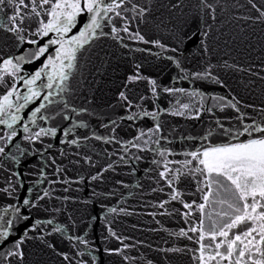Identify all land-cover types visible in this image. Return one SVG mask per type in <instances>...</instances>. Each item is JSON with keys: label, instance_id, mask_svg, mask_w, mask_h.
Listing matches in <instances>:
<instances>
[{"label": "snow or ice", "instance_id": "obj_1", "mask_svg": "<svg viewBox=\"0 0 264 264\" xmlns=\"http://www.w3.org/2000/svg\"><path fill=\"white\" fill-rule=\"evenodd\" d=\"M247 3L255 15H245L239 19L264 24V2L247 0ZM236 6L243 9L245 4L237 0ZM181 7L182 0L158 4L153 3V0H0V126H3L0 127V173L5 174L4 184L7 185L0 188V195L14 201L0 208V264H47L44 256L48 252L60 257L63 264H103L101 255L118 257L119 264H157L155 259L147 256L129 254V250L135 249L137 245L124 243L129 238L117 234L108 221V213L133 214L126 208L103 205L106 212L92 215L84 211L80 215L81 203L87 207L90 201L116 196L115 188L108 191L93 188L90 198L81 201L79 196L55 197L53 188L42 187L46 183H56L55 180H48L50 174L47 167L54 166L58 174L65 172V169L56 166L55 156L49 151L52 145L49 143L45 146V140L57 137L58 133L66 138L61 143L71 145L83 143L86 146L91 139L107 142L117 140L119 125L111 117H107V124L98 120L106 130L111 126L110 135L101 136L92 131L91 135L80 134L67 139L78 128H89L85 116L96 115L92 108L93 101L85 97L87 107L75 103L76 88L73 81L81 73L85 53L101 39L111 38L124 48L129 47L123 43L125 39L142 41L156 46L161 52L170 50L177 53L186 50L187 45L195 44L198 52L206 54L212 26L207 23L203 13L207 10L209 18L215 21L216 5L208 0H200L199 12L196 14L190 17L172 14ZM162 9H168V14L165 15ZM123 33H127V37ZM138 51L151 54V48ZM168 59L179 69V79L187 80L191 76L196 80H212L224 85L219 76H213L215 66L210 62L200 71H190L183 67L180 58ZM37 61L40 62L39 66L34 67ZM224 67H236L244 71L227 62ZM141 71V64H136L133 74L126 77L125 89L143 80L155 97H159L161 92L173 95L181 93L188 102L182 103L178 99L170 108L141 110L132 113L127 119L136 120L144 116L157 121L161 112L167 113L173 109L174 114L179 116L185 115L180 109H191L196 117L201 113L215 115L216 110L224 112L227 109L234 113L232 116L217 117L214 126L210 124L199 136L200 143L184 151L186 158L182 161L167 159L173 153V149L168 146L172 141L163 135V124L159 121L146 131L140 130L131 140L124 141V144L131 145L138 152L147 150L157 154L151 160L152 167L146 170V174L155 184L168 188L169 199L160 200L158 204L164 209V214L172 215L165 208L170 201L183 205L186 211H173L184 218L196 213L195 225L187 229L180 228L169 235L183 236L191 241L193 237L189 232L194 233L198 236V247L189 249L185 245L182 248H158L156 251L165 253L159 264H171L167 253L190 255L195 264H264V102L259 107L255 103L241 105L234 96L230 99L224 95L209 96L200 88L162 86L157 79L141 75ZM255 75L259 76V73ZM22 88L26 90L21 92ZM118 96L129 110L141 107L134 104V99L145 100L144 95L130 98L125 90L119 91ZM242 107L253 111L242 110ZM120 119L124 120L125 117L121 116ZM68 121L71 123L63 126ZM145 136L147 139L140 143ZM216 137H219V142L212 143V138ZM179 138L182 141L197 139L183 135ZM161 140L167 143L161 145ZM123 152L127 154L128 148H123ZM60 154L64 155L63 152ZM36 155H39L41 162L47 160L48 163L29 171L43 179L32 181L26 194L21 197L20 189L24 187L26 173L17 166L25 164L29 156ZM116 155L123 164L143 159L139 154ZM83 159L92 163L91 156L85 155ZM170 164L172 167H169ZM107 170H114L113 163H108L106 168L97 170L94 175L89 174L88 179L103 183V171ZM136 171L135 167L131 168L132 173ZM77 181L87 183L84 175H78ZM186 182L194 184L199 203L196 199L185 201L186 189L183 186ZM64 183L70 184L71 180H65ZM114 183L129 187L123 180ZM159 190L164 191V187L161 186ZM64 191L67 192L68 188ZM76 191L81 189L77 188ZM128 195L132 196L133 192L129 191ZM54 199L60 201V207L49 205L48 202ZM120 199H124L123 194H120ZM208 207H211V211L206 212ZM33 210L43 211L51 218H35ZM57 215L65 216L66 222H58ZM97 220L105 222V230L110 237L120 242V246L104 247L101 254V249L89 239L87 231L81 230L80 234H74L73 230L78 229L80 224L88 229L93 226L89 221ZM21 222H25L22 234L9 239ZM49 228L50 231L45 230ZM56 237L66 239L70 247L66 251L58 250L57 244L53 242ZM104 239L107 241L109 237ZM33 240L39 242V247L29 251L28 243ZM138 243L142 244L143 241Z\"/></svg>", "mask_w": 264, "mask_h": 264}, {"label": "water", "instance_id": "obj_2", "mask_svg": "<svg viewBox=\"0 0 264 264\" xmlns=\"http://www.w3.org/2000/svg\"><path fill=\"white\" fill-rule=\"evenodd\" d=\"M141 2H145V0H141ZM161 2L167 3L168 0H153L155 4ZM208 2L216 5V20H211L209 18L210 13L205 10L203 13L204 18L212 26V31L207 40L209 51L206 54L198 52L195 44L187 45L186 50L178 53L170 50L161 52L154 45H147L142 41H130L127 39L123 43L129 47L124 48L120 42L113 41L111 38H104L94 43L91 49L85 53V56L82 58L81 73L77 75V80L73 81V86L76 88L74 100L76 104H84L86 107L88 105L85 103V97L93 101L92 108L95 110L96 115L92 117L85 116L84 118L89 124V128H78L77 132L70 134L67 139L73 138L74 135H91L92 131H95L97 135L108 136L111 134V126H109V130H106L100 126L98 120L103 124H107V117H111L119 125L116 141L107 142L91 139L86 146L83 143L71 145L61 143V141L66 139L62 133H58L57 137L45 140V146L49 143L52 145L49 151L55 156L56 166L62 167L65 169V172L64 174H58L55 173L54 166L47 167V172L50 174L48 175V180H55L56 183L52 185L46 183L42 187L53 188L55 197L64 195L79 196L81 201L90 198L93 188H96L97 191H108L115 188L117 191L116 196L90 201L87 207L81 203L79 205L81 208L80 215L84 211H89L92 215H96L98 212H106L107 209L103 205L116 207L117 209L121 207L126 208L133 214L108 213V221L117 234L129 238L124 240V243L137 245L135 249L129 250V254L132 256H147L150 259H155L157 264H159L165 255L164 252L156 251L158 248H182L185 245L189 249L198 247L196 243L198 236L194 233L189 232V235L193 237L191 241L183 236L169 235L171 232H178L180 228L187 229L195 225L196 213L193 212L191 217L184 218L173 211V209L179 210L180 213L186 211L183 205L176 201H170L165 205V208L172 215L164 214V209L158 207V204L160 200L169 199L167 195L168 188L166 185L155 184L149 178V175L146 174V170L152 167L151 160L157 154L147 150L138 152L131 145L124 144V141L131 140L133 136L138 135L140 130L146 131L148 127H152L155 122L159 121L163 124V135H167L169 140L172 141L168 146L173 149V153L167 159L182 161L186 158L183 155L184 151L191 150L193 144L200 143L199 136L203 134V131L210 124L214 126V121L217 117L232 116L234 113L232 110L227 109L224 112L216 110L215 115L201 113L199 117H196L192 114L191 109H180V111L185 112V115L179 116L174 114L175 109H173L171 112H161L160 116L157 117V121H154L152 117L144 116H140L136 120H130L127 117L131 116L134 112H140L141 110L152 111L157 107L170 108L176 104V100L178 99L182 103L188 102V100L181 93L173 95L161 92L159 97H155L150 91V86L143 80L135 82L128 89H125L124 85L127 83L126 77L133 74L136 64H141V75L157 79L162 86L185 89L200 88L209 96L224 95L230 99L234 96L241 102V105L255 103L259 107L264 102V79H261V77H264V24L239 19L241 16L255 15L247 0H239V3L245 4L243 9L236 6L237 0H208ZM258 2H264V0H258ZM199 4L200 0H182V7L179 10H174L172 14L190 17L199 12ZM162 11L165 15L168 14V9H162ZM141 27L142 30H145L143 26ZM122 35L127 37L128 34L123 33ZM151 35L152 32L149 30V36ZM148 48H151V54L148 51H138V49ZM156 53H159V55L157 56ZM168 57L180 58L183 67L190 71H200L206 63L210 62L215 66L213 76H219L224 81V85L216 84L212 80H196L191 76L187 80L179 79L177 75L179 69ZM225 62L228 65L239 66L244 71H240L236 67L226 68L224 67ZM39 63V61L35 62L34 67L39 66ZM257 72L259 76L255 75ZM25 90V88L20 89L21 92ZM122 90L127 91L130 98L144 95V101L134 99V104H139L141 107L127 109L124 102L118 96V92ZM242 110L253 111L250 108L244 109L243 107ZM22 115L24 114L22 113ZM121 116H124L125 119L121 120ZM69 123L71 121L64 122L63 126H67ZM30 127L35 128L34 125H30ZM173 130H175V138H173ZM180 135L185 137L192 136L197 139L194 141H182L179 138ZM155 138L153 137V139ZM146 139L147 136L142 137L139 142L143 143ZM217 142H219V137L212 138V143ZM166 143V141L161 140V145ZM37 147H40V145L37 144ZM125 147L128 148L127 154L123 152V148ZM61 152L64 155H61ZM116 153L120 155L139 154L143 156V159L139 161L133 160L131 164H123ZM85 155L92 157V163L83 159ZM188 158L190 159V157ZM77 161L79 163H76ZM47 163V160L41 162L39 155H36L29 156L25 164L17 166L21 171L26 173L24 176V187L20 189L21 197L26 194V189L32 181L43 179V177H38L29 170ZM108 163H113L114 170L103 171V183L88 179L89 174L94 175L97 170L106 168ZM132 167L136 168L137 171L135 173L131 172ZM169 167H172V165L170 164ZM78 175H84L87 183L77 181ZM151 175L154 176L155 173ZM5 178V174L0 173V188L7 186L4 184ZM65 180H71V183L65 184ZM118 180H123L124 184L129 187L126 188L123 185L115 184L114 181ZM161 186L164 187V191L159 190ZM183 187L186 189L185 201L190 202L191 199H196L198 203L200 202L199 196L195 192L194 184L186 182ZM65 188H68L67 192L64 191ZM77 188H80L81 191L77 192ZM153 188L157 190L152 191ZM129 191L133 192L132 196L128 195ZM120 194H123V200L120 199ZM10 202L14 201L0 195V208H3ZM48 203L53 207H60L59 200H50ZM93 209L95 210L93 211ZM69 211H71L70 206ZM207 211H211V207H208ZM154 212L157 215L153 216L152 213ZM33 217L41 219L51 218L50 216H46L43 211L36 212L35 210H33ZM57 221L66 222V217L57 215ZM89 223L93 225L91 228L84 229V225L80 224L78 229L73 230L74 234H80L81 230L87 231L89 239L101 249V254L104 247L120 246V242L110 237V234L105 230V222L103 220L89 221ZM24 226L25 222L17 225L13 230V235L9 239H14L22 234ZM205 226H207L206 216ZM45 230L50 231V228ZM106 236L109 237L107 241L104 239ZM138 241H143V243L140 244ZM53 242L57 244L58 250L61 251H66L70 247L66 239L56 237ZM38 247L39 242L35 240L30 241L27 246L29 251L38 249ZM167 256L171 264H195L194 259L190 255L167 253ZM101 258L103 264H119L118 257L109 258L101 255ZM44 259L47 261V264H63L62 259L52 252H48L44 256Z\"/></svg>", "mask_w": 264, "mask_h": 264}]
</instances>
